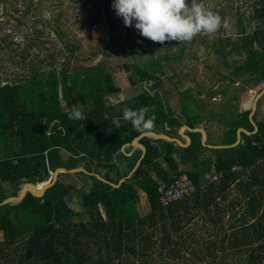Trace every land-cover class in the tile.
<instances>
[{
	"label": "trees",
	"instance_id": "1",
	"mask_svg": "<svg viewBox=\"0 0 264 264\" xmlns=\"http://www.w3.org/2000/svg\"><path fill=\"white\" fill-rule=\"evenodd\" d=\"M2 1L7 6L16 0ZM25 2L4 12L25 25L22 40L4 31L0 20V52L10 50L13 57L7 59L22 69L0 77V203L17 196L27 182L43 186L58 167L88 172H60L43 196L27 192L21 200L0 204V264H264L262 99L252 118V108L240 110L238 103L243 92L264 83V0H229L222 11L234 10L237 32L217 38L226 72L214 71L221 85L205 93L209 101L228 96L225 110L210 108L202 90L187 87L178 91L181 114L159 89L156 59L147 65L124 63L132 84H155L108 103L109 94L119 89L103 62L87 67L74 62L81 42L60 23L62 0ZM84 2L90 6V24L102 14L110 24L122 20L113 0ZM16 13L29 15L32 24ZM73 105L83 108L86 120L68 119ZM125 107H147L146 119L155 117L154 126L137 131L123 120ZM113 118H119V128ZM217 118L224 127L219 144L235 143L239 128L250 133L241 131L235 146L210 147L217 143L209 141L208 122ZM185 125L203 126L207 144L201 131L190 129L185 146L145 135L138 140L145 152L137 165L143 151L132 143L136 137L144 131L175 137ZM71 174L85 180L80 186L62 180ZM182 174L193 179L194 188L162 206L160 183ZM142 193L148 209L139 214ZM73 194L77 209L68 202Z\"/></svg>",
	"mask_w": 264,
	"mask_h": 264
},
{
	"label": "rangeland",
	"instance_id": "2",
	"mask_svg": "<svg viewBox=\"0 0 264 264\" xmlns=\"http://www.w3.org/2000/svg\"><path fill=\"white\" fill-rule=\"evenodd\" d=\"M34 1L37 2V0ZM84 1L62 0L60 23L64 29L71 32V35H75L74 37L77 41L81 42V48L76 52L73 59L74 62H79L85 67L102 62L105 64L106 70L111 76L112 84L119 89V91L109 94L108 103H116L129 99L143 89H150L155 84L154 81L132 84L128 79L129 71H126L123 66L124 63L134 62L140 65H147L152 59L160 60L161 70L158 72L161 86L159 89L167 92L168 101L178 114L182 112L179 103V90L186 89L187 87L194 88V91L195 89H200L202 90L201 97L208 100L207 93H205L206 88L210 86L218 88L221 85L219 81H215L214 71L226 72V67L223 66L222 57L217 50L216 40L218 37H225L228 34L235 36L237 32L234 10H232L233 14H222V11L228 9L229 0H197L198 3L203 4L206 10L212 11L220 18H223L220 19V26L214 33L201 32L190 42L185 41L179 43L178 41H171L165 42L163 45L141 36L134 25L133 27H126L123 19H115L110 24L106 22L104 14H102L101 19L95 21V24H90L88 19L90 6L85 4ZM186 2L190 4L191 0H186ZM24 4H26L25 0H16L15 3L11 4L9 2L5 6L3 1L0 0V20L5 21L4 31L11 32L15 40L23 39L24 31L26 30L25 25L19 24L15 17L10 18L4 12L5 10L13 12L12 5L20 6L21 8ZM16 16L23 21H27L29 25L32 24V19H29V15L23 16L20 13H16ZM8 20L10 21L8 22ZM51 37L54 36L51 35ZM57 46H59V43H57ZM7 52L10 53V50H7ZM7 52H0V57L4 60L2 62L5 64H0L1 78H4L10 73L13 74L22 71L20 64L11 61L9 58L7 59V57H13L11 53V55L9 53L7 55ZM42 54L44 56L45 52ZM165 55L170 56V59H165ZM263 88L264 83L243 92L238 102L239 109L253 108L255 97ZM262 95L260 96L262 99L260 114H264V97ZM228 100V96L219 94L214 98H210V101L208 100L207 102L210 104V108L222 112L225 110L224 105ZM208 125H210L208 126L209 128L207 127L210 132L209 141L217 143L216 145H222L219 143L224 142V136L223 133L222 135L219 133L224 128L223 124L217 118L208 122ZM182 128L185 130V127ZM53 177L54 172L48 182H51ZM61 178L66 183H73L79 186L83 183L82 179H84L82 176H75L73 174ZM39 187H41V184H39ZM11 188L12 186L7 183V192H10L12 190ZM76 200L77 198L74 194L68 200L69 204L75 209L78 206ZM137 208L139 214L148 209V203L144 193L141 194Z\"/></svg>",
	"mask_w": 264,
	"mask_h": 264
},
{
	"label": "clouds",
	"instance_id": "3",
	"mask_svg": "<svg viewBox=\"0 0 264 264\" xmlns=\"http://www.w3.org/2000/svg\"><path fill=\"white\" fill-rule=\"evenodd\" d=\"M112 7L123 19L126 27H135L141 36L152 42L164 44L178 41L190 42L201 32L214 33L220 26V17L206 10L197 0H113ZM149 109H122L123 120L130 121L137 131L152 128L155 117L146 119ZM68 119L86 120L83 108L73 105ZM107 120V117H106ZM119 128V118H113Z\"/></svg>",
	"mask_w": 264,
	"mask_h": 264
},
{
	"label": "water",
	"instance_id": "4",
	"mask_svg": "<svg viewBox=\"0 0 264 264\" xmlns=\"http://www.w3.org/2000/svg\"><path fill=\"white\" fill-rule=\"evenodd\" d=\"M264 93V89L255 97V100H254V103H253V108H252V111L250 113V117L252 118V115L253 113L255 112L256 108H257V101L258 99L260 98V96ZM252 122L254 123L255 125V130L253 132H255L257 130V124L256 122L251 119ZM187 129H190V130H195V131H201L203 133V138H202V142L203 144H207L206 143V140H207V132L205 130V128L203 127H197V128H190L189 126L185 125L183 126ZM241 131H245L247 133H250V131L246 130L245 128H239L238 129V138L236 140L235 143L233 144H230V145H213V144H208L210 147H216V148H222V147H230V146H235L237 145L240 140H241ZM145 135H152V136H155V137H161V138H166L168 140H172V141H175L177 143H179L180 145H188V143L190 142V138L189 136L185 135L189 142H186L184 143L180 138H176V137H171L167 134H159V133H156L154 131H144L142 132L138 137H136L134 140H133V144H138L140 145L142 148H143V153L141 155V158L138 160L137 162V165L138 163L140 162V160L142 159L143 155H144V152H145V147L138 141L142 136H145ZM136 168V167H135ZM135 168L131 171V174L134 172ZM85 171V172H88L85 168H82V167H78V168H74V169H66V168H63V167H58L55 171H54V177H53V180L51 182H48L46 184H44L43 186L39 187V185L33 183V182H27L23 185V188L21 190V192L17 195V196H9L7 198H5L0 204H3V203H7V202H12V201H17V200H21L24 198V196L27 194V192H31L33 195L35 196H38V197H41L44 195L46 189L48 187H50L52 184L55 183L57 177H58V174L61 172V171H65V172H75V171ZM90 173V172H89ZM131 174H129L128 176H126L125 178H122L121 181L125 180L127 177H129ZM97 177L103 179V180H106L104 179L103 177H101L99 174H96ZM114 186H118L119 184H114L112 183Z\"/></svg>",
	"mask_w": 264,
	"mask_h": 264
},
{
	"label": "built area",
	"instance_id": "5",
	"mask_svg": "<svg viewBox=\"0 0 264 264\" xmlns=\"http://www.w3.org/2000/svg\"><path fill=\"white\" fill-rule=\"evenodd\" d=\"M218 175L213 176L216 179ZM194 181L187 174H182L170 182H161L159 191V201L162 206L166 207L176 199L182 198L191 189L194 188Z\"/></svg>",
	"mask_w": 264,
	"mask_h": 264
},
{
	"label": "crops",
	"instance_id": "6",
	"mask_svg": "<svg viewBox=\"0 0 264 264\" xmlns=\"http://www.w3.org/2000/svg\"><path fill=\"white\" fill-rule=\"evenodd\" d=\"M257 109V108H256ZM256 111V110H255ZM201 127H203V126H201ZM204 128V127H203ZM187 128H185V130H186ZM185 130L183 129V128H181V129H179L178 130V132H177V135L175 136L176 138H180L181 139V137H185ZM206 130V129H205ZM207 132V131H206ZM208 133V132H207ZM160 134H163V133H160ZM203 134V133H202ZM179 135V136H178ZM152 136V135H151ZM187 138V137H186ZM185 138V139H186ZM187 140V142H189V140H188V138L186 139ZM135 145V147H139V148H141L142 149V151H143V148L140 146V145H138V144H134ZM129 174H131V172L129 173Z\"/></svg>",
	"mask_w": 264,
	"mask_h": 264
}]
</instances>
